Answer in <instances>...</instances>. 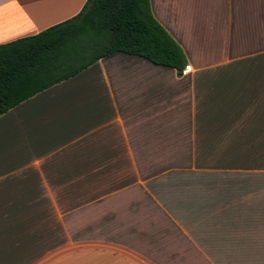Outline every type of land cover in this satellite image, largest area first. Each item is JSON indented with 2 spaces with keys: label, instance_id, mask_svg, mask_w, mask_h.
<instances>
[{
  "label": "crops",
  "instance_id": "obj_1",
  "mask_svg": "<svg viewBox=\"0 0 264 264\" xmlns=\"http://www.w3.org/2000/svg\"><path fill=\"white\" fill-rule=\"evenodd\" d=\"M85 0H0V44ZM177 72L112 52L0 114V264H264V0H148Z\"/></svg>",
  "mask_w": 264,
  "mask_h": 264
},
{
  "label": "trees",
  "instance_id": "obj_2",
  "mask_svg": "<svg viewBox=\"0 0 264 264\" xmlns=\"http://www.w3.org/2000/svg\"><path fill=\"white\" fill-rule=\"evenodd\" d=\"M112 52L177 72L186 64L148 0H85L70 18L0 44V114Z\"/></svg>",
  "mask_w": 264,
  "mask_h": 264
},
{
  "label": "built area",
  "instance_id": "obj_3",
  "mask_svg": "<svg viewBox=\"0 0 264 264\" xmlns=\"http://www.w3.org/2000/svg\"><path fill=\"white\" fill-rule=\"evenodd\" d=\"M184 69V68H183Z\"/></svg>",
  "mask_w": 264,
  "mask_h": 264
}]
</instances>
